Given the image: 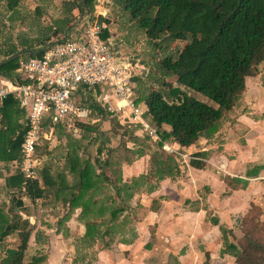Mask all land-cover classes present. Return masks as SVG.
Wrapping results in <instances>:
<instances>
[{
    "label": "trees",
    "instance_id": "obj_1",
    "mask_svg": "<svg viewBox=\"0 0 264 264\" xmlns=\"http://www.w3.org/2000/svg\"><path fill=\"white\" fill-rule=\"evenodd\" d=\"M119 1L154 45L160 46L165 41H185L176 56L167 55L160 62L165 74L175 77L177 85L164 81L165 89L151 90L143 99L145 116L150 118L162 140L176 142L180 146L188 147L200 137L211 136L244 91L246 77L254 75L257 66L264 60V0ZM72 2L66 7V15L59 20L60 26L53 31L55 34H65V30L72 25L70 14L74 9L84 12L83 5L89 15H92L93 0ZM8 3L14 7L17 0H9ZM93 18V15L89 16L88 20ZM98 20L100 23L106 21L101 16H98ZM107 36L108 30L105 28L103 37ZM45 40L48 41V36ZM25 48L12 45L2 59ZM41 51L42 49H30L29 53L0 63V76L15 80V70L20 60L39 55ZM189 90L207 97L211 103L200 100ZM79 104L109 114L90 91L83 95ZM0 115V161L19 159L27 127L24 122L21 123L25 116L24 109L14 95L10 94L3 99ZM64 122L46 120L42 134L51 132L56 125ZM164 125L169 129L163 130ZM43 138L41 135L40 141ZM147 138L156 149L150 152L142 149L134 151L137 158L146 154L149 156L147 172L137 177L124 180L121 164L115 170L110 160L106 159L104 165L113 166L111 171L114 176L110 177L103 171L97 172L91 161L69 154L66 166L68 172L75 175L72 184H68L63 175L59 174L57 180L48 170H43V185L38 178L27 180L19 172L7 175L5 185L10 189L24 188L32 200L43 197L48 188H54L56 198L69 206L71 212L80 208V220L93 214L92 219L83 221L85 233L81 237L88 245H93L109 229L115 228L113 224L106 226L105 230L101 226L103 223L115 224L128 208L136 190L143 186L150 190L154 187L153 181L179 172L176 157L162 150L160 142H155L148 136ZM204 156L205 152L193 153L189 164L195 168H203ZM96 162L101 166L100 160ZM262 170L264 164L252 167L246 174L248 177L258 176ZM224 181L231 189H244L249 183L248 179L230 175H225ZM102 187L112 193L100 199L96 194ZM18 204L21 205V201ZM261 214L259 204L251 202L247 212L241 217V236L236 239L237 243L227 246L233 252L236 264H264V220L261 219ZM27 226V220L20 216L13 219L0 207V242L15 231L19 236L16 247L5 248L0 264H24L31 235V228ZM228 232L231 231L225 229V233ZM37 260L34 257L27 264H37Z\"/></svg>",
    "mask_w": 264,
    "mask_h": 264
},
{
    "label": "rangeland",
    "instance_id": "obj_2",
    "mask_svg": "<svg viewBox=\"0 0 264 264\" xmlns=\"http://www.w3.org/2000/svg\"><path fill=\"white\" fill-rule=\"evenodd\" d=\"M8 2L9 0H0V61L3 54L12 45L17 48L25 46L27 49L38 50L40 48L37 47L42 46L41 40L44 42L46 36L51 41L62 39L68 35L79 36L84 30L88 17H92V15L101 11L105 13V16L102 14H99V16L106 20L103 23L108 30L107 38H110L114 48L121 55L138 62L146 68L144 76L135 77L134 79V92L137 102L144 104L143 99L153 89H165L164 81L174 86L177 85L175 77L167 76L160 62L167 55L176 56L177 51L183 47L185 41H165L160 46L154 45L119 0H93L92 15H89L87 8L83 5L84 12L74 9L70 14L72 25L68 27L67 34L61 32L55 34L53 31L60 26L59 20L66 15V7L73 3L72 0H17L14 7H11ZM252 77L248 78L247 87L241 93L232 111L227 112L224 115L225 118L219 122V132L214 137L216 142H218L219 137H223L224 141L229 140L231 142L232 148L228 150L229 152H223V148H219L222 153L230 155L231 159H235L241 154L242 157L246 155L244 149L238 146L245 143L243 138H238L240 137L239 134L243 136L247 128L251 129L249 124L255 123L254 125H256L257 121L264 120V60L257 66V70ZM8 79L10 78L0 76V83ZM189 92L200 100L211 103L207 97L200 93L190 90ZM87 107L89 108L88 115L82 120H66L64 123L56 125L51 132L46 134L47 138L44 137L40 141L37 156L41 161L37 169V176L41 185H43L41 177L43 170H48L50 175L57 180L60 174L64 176L68 184L74 182L75 175L68 172L66 166L69 154L91 161L97 172L103 171L106 175L113 177L114 173L111 171L113 166L117 170L118 165L121 164L122 166V164L135 160L137 158L134 153L135 150L142 149L150 152L156 149L151 145L146 134L140 131L138 126L133 124L129 118L114 116L110 113V115L100 113L90 106ZM24 114L26 116L25 111ZM25 116L22 117L21 123L24 122L25 124ZM146 118L151 122L147 115ZM79 123L84 126H80ZM236 123L242 124L240 133L239 129L233 130ZM162 129L166 131V128ZM229 135L232 139H229ZM239 148L243 152L238 153L237 149ZM214 150L216 151V148ZM181 153L183 152L181 151ZM193 153L195 152L190 155L186 154L184 159L189 161ZM106 159L110 160V163L113 164L112 167L104 165L103 162ZM96 160H100L101 166ZM20 162L21 154L19 159L9 162L0 161V207L13 219L20 216L22 219L27 220V227L31 228L24 264L31 262L34 257L38 258L37 264H49L51 244L65 245L67 248L65 255L64 253L59 254L58 258H53L57 263L65 261L66 264H69L72 259V263L78 262L77 264H80L79 253L84 254V249L87 247V243L81 238L82 236L71 235V241L67 239L62 242L60 238L59 242L57 241V234H63L62 236L68 238L69 229L66 226V221L71 218L75 211L71 212L69 206L56 198L54 188H48L43 197L32 200L23 188L10 189L6 187L5 177L7 175L16 172L22 174ZM249 162L252 164L257 161L252 160ZM179 163L180 161H178ZM213 163L217 169L219 168V171L225 172L221 163L219 164L215 160ZM247 171H250L249 168L243 173H247ZM110 193L112 191L102 187L96 197L105 198ZM254 193L258 194L260 202L257 204L261 207V219L264 220V193L261 195L258 187H255ZM19 201H21V205L18 204ZM234 215L235 223L233 224L239 230L242 217L241 210ZM89 217H93V214H89L88 217L82 219H89ZM77 218L79 219V216ZM234 243H237L236 238ZM18 244L19 236L16 231L7 235L0 242V258L4 254L5 248L16 247ZM75 249H77L79 256L75 254ZM87 251H89L88 257L91 259L88 263L91 264L92 260L94 261L95 251L92 249ZM72 256L76 257L72 258Z\"/></svg>",
    "mask_w": 264,
    "mask_h": 264
},
{
    "label": "crops",
    "instance_id": "obj_3",
    "mask_svg": "<svg viewBox=\"0 0 264 264\" xmlns=\"http://www.w3.org/2000/svg\"><path fill=\"white\" fill-rule=\"evenodd\" d=\"M45 41L41 40L42 46L37 48L43 49L45 45L58 39L51 41L48 37V41ZM252 76L246 77V87L248 78H253ZM231 111L232 109L228 112ZM254 124H249L251 129L247 128L244 135L239 134L238 137L245 142L238 145L244 149V157L241 154L231 159L230 155L219 150L222 147L223 152H229L232 148L231 142L224 141L223 137H219L216 142L214 137L219 132V125L217 132L209 137L199 138L188 147L176 143L180 151L187 155L192 152H205L202 158L205 166L195 168L188 160L176 157L180 161L176 175L153 181L154 187L150 190L146 186L136 190L128 208L122 212L115 224L103 223L101 226L103 230L112 224L115 228L109 229L101 239H97L96 244H87L84 254L79 253V256L75 249V254L81 260L79 263L89 264L91 259L87 250L92 249L95 257L91 264H236L233 252L227 247L234 244L235 238L241 236L240 229H236L233 224L234 214L241 210L243 216L251 202H260L258 194L254 193L255 187L260 188L261 195L264 193V170L258 176L252 177H248L246 172L243 173L247 168L250 170L264 164V120ZM163 128L169 129L166 125ZM237 129L240 133L241 123L234 124L233 130ZM240 150L241 148L237 149V152H243ZM148 159L146 154L122 164V178L127 180L146 173ZM214 160L222 164L224 173L217 169ZM252 160L257 162L251 164L249 161ZM225 175L239 176L248 179L249 183L244 189H231L224 181ZM74 211L66 221L68 238L57 234V241L59 238L62 242L67 239L71 241V235H84V222L77 218L80 208H75ZM90 219L92 217L83 220ZM225 229L231 232L225 233ZM50 248L49 264L67 263L53 260L59 254L65 255V245L51 244ZM71 260L69 264L76 263Z\"/></svg>",
    "mask_w": 264,
    "mask_h": 264
},
{
    "label": "built area",
    "instance_id": "obj_4",
    "mask_svg": "<svg viewBox=\"0 0 264 264\" xmlns=\"http://www.w3.org/2000/svg\"><path fill=\"white\" fill-rule=\"evenodd\" d=\"M99 14L105 16L101 11L93 15L81 35L45 45L39 55L19 62L15 80L0 83V103L14 95L26 113L20 167L27 180L38 178L37 147L41 135L47 138L48 133L42 134L44 122L82 120L89 108L79 101L88 91L107 112L129 118L151 140L160 142L162 150L182 159L186 156L176 142L162 140L147 120L146 106L137 102L134 92V79L144 76L146 68L121 55L110 38L103 37L105 25Z\"/></svg>",
    "mask_w": 264,
    "mask_h": 264
},
{
    "label": "water",
    "instance_id": "obj_5",
    "mask_svg": "<svg viewBox=\"0 0 264 264\" xmlns=\"http://www.w3.org/2000/svg\"><path fill=\"white\" fill-rule=\"evenodd\" d=\"M29 52H30L29 49H22V50H19V51L15 52V53H12V54L8 55L7 57L3 58V59L0 61V63H4V62H6V61H8V60H11V59H13V58H15V57L21 55V54H26V53H29Z\"/></svg>",
    "mask_w": 264,
    "mask_h": 264
}]
</instances>
